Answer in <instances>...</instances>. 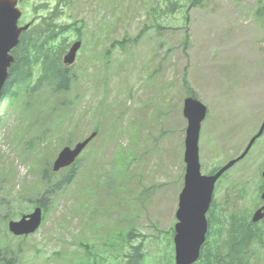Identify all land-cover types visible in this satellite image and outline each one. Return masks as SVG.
<instances>
[{
  "label": "rangeland",
  "instance_id": "obj_1",
  "mask_svg": "<svg viewBox=\"0 0 264 264\" xmlns=\"http://www.w3.org/2000/svg\"><path fill=\"white\" fill-rule=\"evenodd\" d=\"M20 0V25L74 26L82 47L69 92L37 84L0 101V252L15 264H175V225L184 187V101L206 105L202 174L238 157L264 121V18L258 0ZM68 48V50H69ZM67 50V51H68ZM32 88H34L32 90ZM76 178L47 201L27 237L8 228L37 207L61 150L90 137ZM48 171L43 182L42 173ZM264 137L217 182L220 220L262 204ZM8 215V216H6ZM210 215V216H209ZM264 233V221L258 224ZM223 227H226L225 225ZM135 248H138L135 250ZM254 264H264L258 260Z\"/></svg>",
  "mask_w": 264,
  "mask_h": 264
},
{
  "label": "water",
  "instance_id": "obj_2",
  "mask_svg": "<svg viewBox=\"0 0 264 264\" xmlns=\"http://www.w3.org/2000/svg\"><path fill=\"white\" fill-rule=\"evenodd\" d=\"M18 3L19 0H0V95L9 78V69L15 61L11 52L18 46L21 34L30 27L29 25L19 26L23 12L18 7ZM81 44V41L73 44L64 56V64L72 65L75 62ZM184 115L188 119L184 158L187 168L177 211L178 223L174 238L175 263L195 264L200 259L207 240L209 230L207 214L213 201L215 185L227 170L246 156L256 139L262 135L264 124L240 158L229 162L216 174L205 176L202 174L200 163L199 140L207 108L200 101L188 98L185 101ZM95 136L96 133L92 134L88 139L76 144L74 148L65 147L54 162L53 170L57 172L71 166ZM262 199L264 200V187ZM262 219H264V206L255 212L252 221L257 223ZM41 222L42 209L37 208L21 220L11 222L9 229L17 236L29 235L40 227Z\"/></svg>",
  "mask_w": 264,
  "mask_h": 264
},
{
  "label": "trees",
  "instance_id": "obj_3",
  "mask_svg": "<svg viewBox=\"0 0 264 264\" xmlns=\"http://www.w3.org/2000/svg\"><path fill=\"white\" fill-rule=\"evenodd\" d=\"M168 1L171 2V0ZM178 1H189L192 5L197 0H176ZM258 2L257 16L264 18V0H258ZM55 15L53 13L51 17H48L45 28L31 25L30 29L21 35L19 45L12 52L15 62L9 70V78L1 97L9 94L13 98L23 89L29 93L36 67L41 73L37 84L52 85L54 93L70 91L72 74L63 64V56L70 44L68 33L74 26L55 24ZM74 170L73 167L62 181L48 187L42 198L37 201V206L47 211V201L52 197V193L57 192L60 186L70 185L75 180ZM43 180L47 182L46 173ZM208 219L211 232L208 233L201 258L196 264H254L264 259L263 230L258 224L250 222L249 216H239L228 222L220 220L217 235H213L212 219ZM224 225L226 227H223ZM3 256L6 255L0 252V264H15L14 260H8ZM93 256V264H105L102 257H99L101 261H98V257ZM141 257V253H137L131 261L128 260L127 264H138Z\"/></svg>",
  "mask_w": 264,
  "mask_h": 264
},
{
  "label": "flooded vegetation",
  "instance_id": "obj_4",
  "mask_svg": "<svg viewBox=\"0 0 264 264\" xmlns=\"http://www.w3.org/2000/svg\"><path fill=\"white\" fill-rule=\"evenodd\" d=\"M264 123V121L262 122V124ZM262 124H261V126H262ZM252 139V138H251ZM262 205H264V203L262 204Z\"/></svg>",
  "mask_w": 264,
  "mask_h": 264
}]
</instances>
